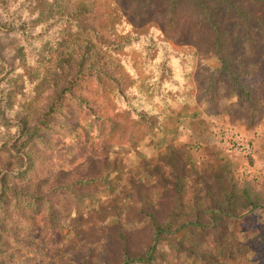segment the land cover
<instances>
[{"label": "rangeland", "instance_id": "1", "mask_svg": "<svg viewBox=\"0 0 264 264\" xmlns=\"http://www.w3.org/2000/svg\"><path fill=\"white\" fill-rule=\"evenodd\" d=\"M29 1L38 7L36 0H1L9 7L2 19L9 23L17 8L21 11L14 17H23ZM92 1L95 7H89L82 31L57 15L49 27L23 36L4 28L0 36L1 76L7 86L17 78L24 85L18 117L12 110L6 116L0 112V136L11 129L0 150L12 148L9 169L23 173L32 180L25 181L27 187L38 184L43 193L78 176L101 175L107 181L62 204L55 223L62 256L54 255L55 242L51 256L59 264H106L105 251L115 235L135 237L147 229L149 213L163 217L169 207L187 211L197 203L219 213L202 215V226L182 231L186 252L181 264H264V38L247 33L248 28L225 32L202 23L199 7L190 0L176 6L147 0L132 9L120 0ZM104 13L120 18L113 27L102 25ZM101 35L110 42L98 43ZM69 39H74L71 45ZM51 52L77 60L95 53L99 66L84 69L79 95L93 102L107 125L85 119L78 128H68L74 125L61 116L46 144L31 145L22 158L13 127L24 125V105L39 111L38 100H28L45 75L38 62L47 65ZM100 63L110 66V77L100 80ZM31 70L35 73L28 76ZM218 129L254 139L253 156L223 146ZM36 140L31 137L29 143ZM55 194L64 196L59 190Z\"/></svg>", "mask_w": 264, "mask_h": 264}, {"label": "trees", "instance_id": "2", "mask_svg": "<svg viewBox=\"0 0 264 264\" xmlns=\"http://www.w3.org/2000/svg\"><path fill=\"white\" fill-rule=\"evenodd\" d=\"M120 1H122L123 6L130 9L148 2L147 0ZM165 1L176 6L184 0ZM190 1H193L199 7L201 22L216 30L227 32L234 27L244 31L248 28L247 33L256 31L257 36L264 38V0ZM81 2L83 1L74 3L73 0H44L43 2L36 0L35 4H38L40 8L38 9V7L32 8L29 1L28 11L23 16L24 18L14 17L15 14H20L21 10L17 8L12 16L13 20L6 23L2 17H7L9 7L0 0V36H3L4 28H8L17 36H23L28 34L30 30L34 31L35 28L49 27L51 21L53 23L57 15L65 18L67 22L69 20L71 24L75 22L78 25V31H82L87 24V19H90L89 17L86 19L85 16L90 12V6L91 8L95 7V1L91 0L79 5ZM104 7H109V4H104ZM36 10H38V15L34 16L32 13ZM28 12H31V14H28ZM104 15L105 17L102 18L100 24L112 27L115 25L114 22L120 18L112 13L107 15L104 13ZM14 28H18V30ZM130 33L128 32L127 35ZM70 36L72 35L68 34V38ZM76 36H79V34H76ZM73 41L74 39L68 40L70 45ZM250 41L255 43V41ZM97 42H104L105 44L110 40L105 41L103 35H101L98 37ZM87 55L86 59L77 60L71 54L65 56L64 54L57 55L51 52L47 55V58H49L47 65L44 59H42L44 62H38L39 66L41 65L39 67L41 75H45L38 92L32 95V98L28 101L38 100L37 102L40 104L39 111L31 112V107L24 105L26 110V120L23 118L24 125L19 124L17 127H13L14 130L12 131L13 134L19 135L20 157L27 156L31 145L36 147L41 144L45 145L46 136L52 133L62 118L74 125L68 128H78L77 125H81L82 120L85 119L96 125L98 124V126L99 123L107 125L105 117H101V119L98 117L99 113H97L93 102L86 101L80 98L79 95L82 92L81 83L84 81L82 76L84 69L88 68L94 71L99 66V61L92 58L95 53L88 52ZM4 64L3 58L0 57V112L3 116H6V114H9L7 110H12L14 116L18 117L17 109H23L21 107L24 100L23 80L17 78L11 86H7L5 78L1 76L5 72ZM162 64L161 73L165 74L164 65L167 64V60H163ZM100 65L99 73L103 74L100 80L106 76L110 77V66L107 63H100ZM261 65L263 66L262 62ZM34 73L35 71L31 70L27 74L31 76ZM262 73H264V70H262ZM28 81L29 83L32 82L30 79ZM116 89L119 95H124L120 84H117ZM247 94L249 96V93ZM241 96H243L242 93ZM248 101L250 105L256 103L251 99H248ZM34 118H36L35 123H30L29 121ZM108 120L112 125L111 119ZM10 130L6 131V135L0 136V150L3 140L10 136ZM1 131L2 127L0 126ZM233 131L238 133L235 130ZM65 135L68 136L69 133ZM96 136L99 139L102 134ZM31 137L37 138L36 142L29 143ZM93 148L98 152L101 151L98 147ZM11 152L12 148L5 152L0 151V264H59L57 257L62 255L59 254L57 248L62 243L60 242L61 234L55 223L59 219L62 204L69 202L72 199L71 197H75L78 193L84 192L85 188L94 190L98 188L99 184H106L107 181L99 177L101 175L78 176L72 180L73 183L72 181L63 183L62 187L48 188L43 193L38 184L32 189L27 187V181L31 182L32 180H26L23 173L9 169L13 162L10 159ZM29 171L31 169L27 172ZM36 183L37 181L34 182V184ZM50 186L51 184L48 187ZM58 190L64 196H57L55 192ZM53 195H56V197ZM195 204L197 203H194L192 208L187 211L181 209V211H178L177 208L169 207L162 212L163 217L156 211L149 213L147 229L135 237L123 233L115 235L105 251L106 264H181L186 252L184 240L182 237L180 238L182 231L202 226L200 221L202 215L219 213L217 209L207 207L203 210ZM53 243L55 244L54 255L57 257L51 256L50 246Z\"/></svg>", "mask_w": 264, "mask_h": 264}, {"label": "built area", "instance_id": "3", "mask_svg": "<svg viewBox=\"0 0 264 264\" xmlns=\"http://www.w3.org/2000/svg\"><path fill=\"white\" fill-rule=\"evenodd\" d=\"M220 140L227 149L245 157H252L255 151L254 139L240 135L232 130H219Z\"/></svg>", "mask_w": 264, "mask_h": 264}]
</instances>
